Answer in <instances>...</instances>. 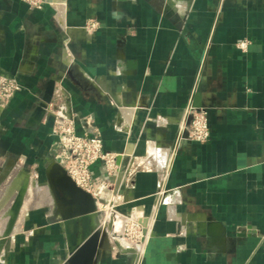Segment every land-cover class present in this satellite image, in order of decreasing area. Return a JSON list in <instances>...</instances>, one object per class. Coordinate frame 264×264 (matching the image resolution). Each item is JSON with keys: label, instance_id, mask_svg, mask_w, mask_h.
<instances>
[{"label": "crops", "instance_id": "obj_1", "mask_svg": "<svg viewBox=\"0 0 264 264\" xmlns=\"http://www.w3.org/2000/svg\"><path fill=\"white\" fill-rule=\"evenodd\" d=\"M0 76L23 85L0 107V264H69L45 175L60 109L126 153L113 175L92 167L118 248L85 264H264V0H0ZM191 102L206 142L180 139ZM128 220L136 245L113 230Z\"/></svg>", "mask_w": 264, "mask_h": 264}, {"label": "built area", "instance_id": "obj_2", "mask_svg": "<svg viewBox=\"0 0 264 264\" xmlns=\"http://www.w3.org/2000/svg\"><path fill=\"white\" fill-rule=\"evenodd\" d=\"M22 1L33 9H42L48 3V0ZM98 25V21H92L88 28L94 30ZM239 46L245 49L247 42L241 41ZM22 89L23 85L17 78L0 76V107H5ZM53 135L56 137V160L64 167L73 181L88 192H93L97 184L92 170L93 165L102 162L107 173L113 175L119 171L120 159L126 154L105 150L103 138L99 133H79L74 114L65 109H60L55 114ZM210 136L207 109L191 102L187 109L186 125L180 139L206 142ZM123 231L126 234L132 233L138 239L143 238L142 228L133 220H128L124 224Z\"/></svg>", "mask_w": 264, "mask_h": 264}, {"label": "water", "instance_id": "obj_3", "mask_svg": "<svg viewBox=\"0 0 264 264\" xmlns=\"http://www.w3.org/2000/svg\"><path fill=\"white\" fill-rule=\"evenodd\" d=\"M45 175L66 232L70 254L68 262L85 264L87 260L92 259L94 252L108 241V229L102 225L100 219L102 212L92 193L79 187L55 157L48 158ZM29 183V179L23 182L14 199L3 241L12 233L16 225Z\"/></svg>", "mask_w": 264, "mask_h": 264}, {"label": "rangeland", "instance_id": "obj_4", "mask_svg": "<svg viewBox=\"0 0 264 264\" xmlns=\"http://www.w3.org/2000/svg\"><path fill=\"white\" fill-rule=\"evenodd\" d=\"M113 223H114V225H115V222L113 221ZM113 223H112V225H113ZM119 223H121L120 221H116V228H114L113 227V230H115L116 232H121V231H123V230H121L120 229V224ZM106 225H107V223H106ZM108 226V225H107ZM109 227V226H108ZM123 234H124V237L130 242V243H132L133 245L134 244H137V243H139L140 241H141V239H138L137 237H135V236H133V234L132 233H130V234H126V232L125 231H123ZM109 240H108V245H110V246H113V247H117V244H116V241L114 240V238H113V236H112V230H111V232H110V234H109ZM129 242H124V244H126V245H130L129 244ZM118 248V247H117ZM120 249V248H119ZM124 249V248H123ZM125 253V252H124Z\"/></svg>", "mask_w": 264, "mask_h": 264}, {"label": "bare ground", "instance_id": "obj_5", "mask_svg": "<svg viewBox=\"0 0 264 264\" xmlns=\"http://www.w3.org/2000/svg\"><path fill=\"white\" fill-rule=\"evenodd\" d=\"M120 234H121V239H122L124 242H129V241L124 237V235H123V231H121ZM118 241H120V240H118ZM120 242H121V241H120ZM140 242H142V241H140ZM129 243H130V242H129ZM135 245H136V244H135ZM139 245H140V244H139ZM140 247H141V246H139V249H140ZM134 248H136V247H134ZM134 248H133V249H134ZM139 249H138V251H139ZM136 251H137V250H136Z\"/></svg>", "mask_w": 264, "mask_h": 264}]
</instances>
